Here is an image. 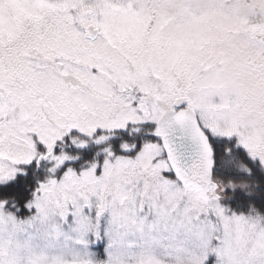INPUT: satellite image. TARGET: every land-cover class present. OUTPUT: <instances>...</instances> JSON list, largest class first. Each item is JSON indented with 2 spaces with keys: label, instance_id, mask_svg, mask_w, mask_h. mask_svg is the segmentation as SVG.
I'll return each mask as SVG.
<instances>
[{
  "label": "snow or ice",
  "instance_id": "1",
  "mask_svg": "<svg viewBox=\"0 0 264 264\" xmlns=\"http://www.w3.org/2000/svg\"><path fill=\"white\" fill-rule=\"evenodd\" d=\"M0 264H264V0H0Z\"/></svg>",
  "mask_w": 264,
  "mask_h": 264
},
{
  "label": "rangeland",
  "instance_id": "2",
  "mask_svg": "<svg viewBox=\"0 0 264 264\" xmlns=\"http://www.w3.org/2000/svg\"><path fill=\"white\" fill-rule=\"evenodd\" d=\"M216 181L217 183L221 186V188H223L224 186H227L229 182H234L239 184L240 181L239 180H235V179H227V178H223L220 176L216 177ZM246 183L248 184V188L251 189L254 187V182L252 181H246Z\"/></svg>",
  "mask_w": 264,
  "mask_h": 264
},
{
  "label": "trees",
  "instance_id": "3",
  "mask_svg": "<svg viewBox=\"0 0 264 264\" xmlns=\"http://www.w3.org/2000/svg\"><path fill=\"white\" fill-rule=\"evenodd\" d=\"M239 163H242V162H238V166H239ZM220 177L227 178V179H235L234 177H228V176H223V175H221Z\"/></svg>",
  "mask_w": 264,
  "mask_h": 264
}]
</instances>
